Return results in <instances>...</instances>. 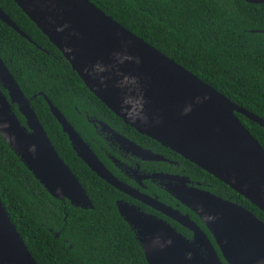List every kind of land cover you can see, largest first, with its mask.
I'll list each match as a JSON object with an SVG mask.
<instances>
[{"label": "water", "instance_id": "95a60500", "mask_svg": "<svg viewBox=\"0 0 264 264\" xmlns=\"http://www.w3.org/2000/svg\"><path fill=\"white\" fill-rule=\"evenodd\" d=\"M14 1L62 53L90 92L125 124L197 165L264 212V148L236 113L264 128L261 117L233 103L90 0ZM0 20L31 41L1 7ZM38 94L90 170L192 232V238L187 239L163 219L116 201L148 264H223L221 258L227 264H264V221L252 211L209 191L186 187L184 182L180 187H167L203 222L216 250L189 215L118 180L59 109L41 91ZM31 98L24 95L0 58V135L50 195L67 199L76 207L92 208L83 185L60 157L30 106ZM131 145L143 158H161ZM0 264H37L1 200Z\"/></svg>", "mask_w": 264, "mask_h": 264}, {"label": "trees", "instance_id": "16d2710c", "mask_svg": "<svg viewBox=\"0 0 264 264\" xmlns=\"http://www.w3.org/2000/svg\"><path fill=\"white\" fill-rule=\"evenodd\" d=\"M90 1L233 103L264 120V32L260 31L264 30V3ZM0 7L31 38L26 39L0 20V58L24 95L32 96L30 106L93 205L87 209L76 207L67 199L50 195L0 135V200L17 231L37 264H148L135 231L117 210L115 201L124 195L76 155L38 92L88 141L92 127L86 116L95 115L162 146L125 124L90 92L62 53L14 0H0ZM13 109L24 123L16 105ZM236 115L264 148V128L240 113ZM179 161L178 171L196 179L206 178L212 192L244 206L264 221V212L228 185L182 156ZM180 208L202 227L217 249L199 217L183 204ZM180 230L187 232L182 227Z\"/></svg>", "mask_w": 264, "mask_h": 264}, {"label": "flooded vegetation", "instance_id": "af4514ba", "mask_svg": "<svg viewBox=\"0 0 264 264\" xmlns=\"http://www.w3.org/2000/svg\"><path fill=\"white\" fill-rule=\"evenodd\" d=\"M86 118L91 123L92 136L89 137V141L83 136L81 137L89 144L92 151L97 155L104 166L118 180L127 184L130 188L140 194L154 198L159 202L178 210L182 214L189 215L190 219L199 225L191 218L188 212L181 210V203L167 190V187H180L184 182L186 187L197 188L218 195L211 191L210 183L206 178H203L202 180L196 179L183 171H178L177 167L182 163L179 161L180 155L169 148L162 146L160 143L159 145L162 146L161 148L152 142H147L140 135L131 132L124 126H116L115 121L109 122L103 118H98L95 115L91 118L86 116ZM131 144L153 154L154 156H161V158H143L133 150ZM166 149H168V151ZM169 175L173 176L172 179L163 177ZM118 191L121 192L124 197L118 198L116 201H123L129 205L138 207L139 210L144 213L163 219L187 239L192 238V232L171 217L161 213L140 199L120 190ZM181 227L186 229L187 232L184 233L181 231Z\"/></svg>", "mask_w": 264, "mask_h": 264}]
</instances>
